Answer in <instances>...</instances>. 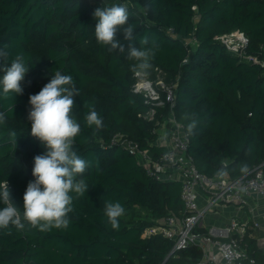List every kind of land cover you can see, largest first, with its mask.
Masks as SVG:
<instances>
[{"label":"trees","instance_id":"trees-1","mask_svg":"<svg viewBox=\"0 0 264 264\" xmlns=\"http://www.w3.org/2000/svg\"><path fill=\"white\" fill-rule=\"evenodd\" d=\"M113 4L127 7L136 47L144 36L155 45L147 77L154 80L160 71L164 81L175 83L174 118L188 135V155L198 172L218 178L224 167L235 179L244 175L239 166L247 164L264 173V68L241 61L214 39L239 31L248 39L245 54L264 59V0H0V48L6 45L9 53L0 65L10 66L22 53L31 67L22 95L5 96L0 87V112L6 115L0 125V183L8 181L22 212L34 157L46 152L31 136L29 96L56 70L71 75L79 91L72 115L81 133L74 147L89 163L80 177L89 189L79 198L73 194L69 226L46 232L0 229V264H196L201 258L198 247L170 255L172 242L163 235L144 236L157 220L182 215L181 184L149 177L135 155L112 144L120 134L155 157L167 149L155 144L154 122L139 116L147 106L131 91L136 61L96 40L94 11ZM117 38L127 46L123 33ZM3 75L0 70V79ZM90 106L103 120L99 130L86 124ZM160 112L165 115L166 108ZM191 114L198 123L189 134ZM105 201L125 209L118 229L104 215ZM252 227L240 241L247 255L243 264L249 259L264 264Z\"/></svg>","mask_w":264,"mask_h":264},{"label":"clouds","instance_id":"clouds-1","mask_svg":"<svg viewBox=\"0 0 264 264\" xmlns=\"http://www.w3.org/2000/svg\"><path fill=\"white\" fill-rule=\"evenodd\" d=\"M93 15L97 42L107 46L109 52L126 54L127 59L136 61L131 70L138 77H146L152 68L155 45L150 44L149 37L144 36L140 40L141 47L135 46V25L128 23L127 7L121 4L98 7ZM117 33H123L127 46L117 38ZM8 56L5 45L0 48V61H7ZM30 68L22 53L12 60L10 66L5 63L0 65V70L4 72L0 87L5 96L9 93L23 94L22 84ZM75 95H79V91L73 77L56 70L37 94L29 96L27 119L31 122V136L46 148V152L34 157V180L29 181L24 192L22 212L12 200L8 181L0 183V202L4 205L0 209V229L14 226L17 230L27 227L46 232L69 226V213L74 211L73 194L79 198L89 189L87 182L80 178L89 163L77 154L74 147L75 138L81 133V125L72 115ZM186 118L190 121L187 131L192 134L197 127V118L195 114ZM85 121L88 127L95 126L96 130L103 127V120L94 106L89 107ZM5 122L6 115L0 112V125ZM11 135L15 136V132ZM239 171L246 174L248 165L241 164ZM227 175L224 167L216 172V176L221 179ZM124 212L119 202H104V215L113 229L119 228V218Z\"/></svg>","mask_w":264,"mask_h":264},{"label":"built area","instance_id":"built-area-1","mask_svg":"<svg viewBox=\"0 0 264 264\" xmlns=\"http://www.w3.org/2000/svg\"><path fill=\"white\" fill-rule=\"evenodd\" d=\"M214 39L241 61L264 68V59L245 54L248 39L243 33L235 31ZM134 78L131 91L142 95L147 106V110L139 116L147 122H154L156 129L152 131L153 134L157 133L159 137V130L164 131L160 141L165 144H157L159 141L155 144L167 149L155 157L148 151L140 150L136 143L127 141L120 134L114 135L112 144H120L131 155H135L138 164L149 177L161 182H179L184 206L180 217L168 215L157 220L156 225L145 230L144 236L163 235L172 242L170 255L188 247H198L201 258L196 264H243L247 255L240 241L247 227L251 224L254 226L255 221L252 218L244 220L230 216L225 219V223H212L207 229H203V222L206 217L219 214L218 206L232 204L246 210L251 198H264V173L261 166L235 179L227 176L223 179L208 178L198 172L193 159L188 155V135L174 118L175 83L164 81L160 71L154 80L136 74ZM164 108L167 111L165 115L160 112ZM249 264H255L254 260L249 259Z\"/></svg>","mask_w":264,"mask_h":264},{"label":"crops","instance_id":"crops-1","mask_svg":"<svg viewBox=\"0 0 264 264\" xmlns=\"http://www.w3.org/2000/svg\"><path fill=\"white\" fill-rule=\"evenodd\" d=\"M249 203L250 204H248V208L246 210H241L236 205L232 204L220 207L218 206L219 214H213L210 217H206L203 222V229H207V227H209L212 223L221 225L225 223V219L230 216H238L244 220L252 218L255 222L250 236L256 240L258 248H260L264 253V198L261 199L254 197L249 200ZM219 209L221 211H219ZM222 212L225 213V215H223Z\"/></svg>","mask_w":264,"mask_h":264},{"label":"rangeland","instance_id":"rangeland-1","mask_svg":"<svg viewBox=\"0 0 264 264\" xmlns=\"http://www.w3.org/2000/svg\"><path fill=\"white\" fill-rule=\"evenodd\" d=\"M164 134L165 133L163 130H159V137L157 139V141H159V142H157V144H165V143H161V141H160V139H162V136H164ZM219 211H221V210L219 209ZM222 214L225 215V213H223V212H222Z\"/></svg>","mask_w":264,"mask_h":264}]
</instances>
